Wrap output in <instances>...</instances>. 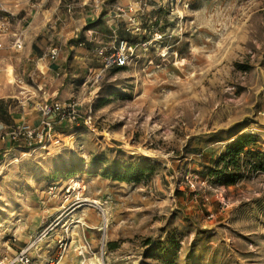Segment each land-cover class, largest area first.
I'll return each mask as SVG.
<instances>
[{
    "label": "rangeland",
    "instance_id": "374dc122",
    "mask_svg": "<svg viewBox=\"0 0 264 264\" xmlns=\"http://www.w3.org/2000/svg\"><path fill=\"white\" fill-rule=\"evenodd\" d=\"M106 19L136 56L77 67V120L0 155V259L44 233L30 264L60 240L57 264H264V0H132Z\"/></svg>",
    "mask_w": 264,
    "mask_h": 264
},
{
    "label": "crops",
    "instance_id": "0c3cea01",
    "mask_svg": "<svg viewBox=\"0 0 264 264\" xmlns=\"http://www.w3.org/2000/svg\"><path fill=\"white\" fill-rule=\"evenodd\" d=\"M76 1L84 4L85 23L81 25L82 22L77 24L74 18ZM81 1L37 0L31 12L13 23L7 19V13L0 14V155L10 154L9 147L32 143V139L26 137L2 136L23 122L39 127L44 115L36 103L72 104L75 83L71 77L76 75L77 67L86 68L91 64L94 51L100 46L96 42H117L121 39L119 30H126L106 18L114 13L117 3L132 0ZM10 32L21 36V48L14 46L15 38ZM54 47L58 49L57 54L51 55ZM11 67L15 78L9 77ZM78 71L81 73L82 69ZM53 122L56 129L62 127L57 125L62 122L57 117Z\"/></svg>",
    "mask_w": 264,
    "mask_h": 264
},
{
    "label": "built area",
    "instance_id": "2783aa9c",
    "mask_svg": "<svg viewBox=\"0 0 264 264\" xmlns=\"http://www.w3.org/2000/svg\"><path fill=\"white\" fill-rule=\"evenodd\" d=\"M117 9L123 10L122 7H117ZM153 39L155 38H152L151 40ZM13 44L15 47L21 48L23 45L21 36H17L14 39ZM137 47L138 44L121 38L114 45H106L96 48L95 55L103 63L105 68H109L112 66H123L130 64V62L136 56L135 52ZM57 51L58 49L54 47L50 50V53L51 55H56ZM36 107L44 115L39 127L33 126L28 122H23L19 125L14 126V128L8 133V135L4 134L2 137L5 138L6 136H8L11 139H17L19 137H26L29 139H34L36 137L40 138L42 137V135H46L49 131L51 132L54 124L53 118L57 117V119L59 120H63L66 118H71L75 121L77 120V114L74 104L64 106L60 101H40L36 103ZM76 183H78V180ZM50 188L53 189L52 186H50ZM43 236L44 233L39 234L31 242H37L41 240ZM31 242L24 245L23 247H20L12 257H5L0 259V264H30L32 262L31 249L33 245L31 244ZM58 248V256L55 259H51L50 264H57L59 262L67 248V243L64 240H60Z\"/></svg>",
    "mask_w": 264,
    "mask_h": 264
},
{
    "label": "bare ground",
    "instance_id": "6f19581e",
    "mask_svg": "<svg viewBox=\"0 0 264 264\" xmlns=\"http://www.w3.org/2000/svg\"><path fill=\"white\" fill-rule=\"evenodd\" d=\"M100 207H101V206H100ZM105 221H106V223H107V225H108V222H109V216L107 215L106 211H105ZM35 243H36V242L31 243V244H33L32 247H34Z\"/></svg>",
    "mask_w": 264,
    "mask_h": 264
}]
</instances>
